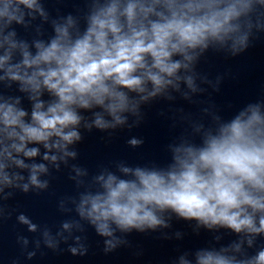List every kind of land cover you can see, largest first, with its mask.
Returning a JSON list of instances; mask_svg holds the SVG:
<instances>
[{
  "label": "clouds",
  "instance_id": "clouds-1",
  "mask_svg": "<svg viewBox=\"0 0 264 264\" xmlns=\"http://www.w3.org/2000/svg\"><path fill=\"white\" fill-rule=\"evenodd\" d=\"M37 18L35 37L20 38L14 25L29 29ZM43 24L52 29L46 39ZM260 31L264 0H87L83 14L56 18L41 0H0V85H16L22 94L0 92V201L16 191H47L61 165L70 167L78 189L59 201V211L75 218L55 233L17 215L18 224L39 233L35 248L57 251L71 240L68 251L85 255L75 233L88 225L108 253L127 243L125 235L168 229L175 218L194 222L197 235L225 230L237 239L185 251L172 264H264V246L256 247L264 238V99L228 119L209 105L202 109L207 125L182 115L191 133L167 145L170 161L163 166L118 161L115 170L102 167L89 178L87 168L69 165L83 132L131 129L154 101L178 94L197 103L193 98L207 91L202 85L218 91L219 77L196 70L201 58L209 51L238 56ZM143 142L127 141L132 148ZM18 243L28 259L35 256L26 237Z\"/></svg>",
  "mask_w": 264,
  "mask_h": 264
}]
</instances>
